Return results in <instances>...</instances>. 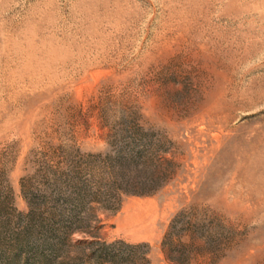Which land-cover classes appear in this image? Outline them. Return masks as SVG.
Instances as JSON below:
<instances>
[{"label": "rangeland", "instance_id": "rangeland-1", "mask_svg": "<svg viewBox=\"0 0 264 264\" xmlns=\"http://www.w3.org/2000/svg\"><path fill=\"white\" fill-rule=\"evenodd\" d=\"M0 264H264V0H0Z\"/></svg>", "mask_w": 264, "mask_h": 264}]
</instances>
